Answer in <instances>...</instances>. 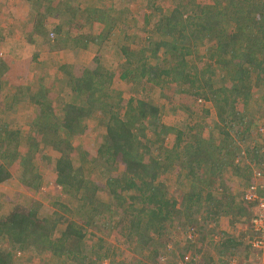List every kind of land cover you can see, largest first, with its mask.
Masks as SVG:
<instances>
[{
  "label": "trees",
  "instance_id": "1",
  "mask_svg": "<svg viewBox=\"0 0 264 264\" xmlns=\"http://www.w3.org/2000/svg\"><path fill=\"white\" fill-rule=\"evenodd\" d=\"M24 1L40 4V0ZM70 1L75 7L65 9ZM106 1L110 2L104 6L84 7L81 0H47L49 5L60 6L62 13L41 10L33 16L36 36L47 35L45 29L50 24L54 29L48 41L59 44L62 35L63 41H74L81 50L94 49L96 54L89 67L58 68L66 69L70 88L62 95L69 100L60 96L62 107L43 85L34 91L32 86L18 89L28 92L26 106L35 110L28 116L27 134L0 119V184L18 175L31 178L35 189L42 186L43 177L33 159L43 134H53V141L44 142L51 143L52 151L59 155L51 159L54 211L40 215L43 204L32 200L31 208H18L1 217L0 264H14L18 252L29 251L31 256L47 252L60 264H105L108 259L109 264H126V260L111 259L112 244L107 237L98 236L99 232L110 236L108 229L116 226L124 245L135 243L141 255V259L136 257L137 264H164L170 257L185 264L248 260L251 245L244 239L255 234L251 225L254 203L244 195L236 200L230 189L216 191L234 174L249 181L248 186L255 183V173L246 174L242 169L245 155L258 158L260 170L264 169L263 160L259 161L264 156V120L257 121L251 117L253 113L246 112L254 101L264 100V0H148L143 19L146 27H153L143 43L132 45L126 40L115 47L117 71L104 68L102 60L108 56L105 49L112 47L109 42L120 26L121 10L114 5L121 3ZM160 1L169 2L170 8L164 9ZM42 8L46 9L40 4L38 10ZM49 15L54 22L46 20ZM87 25L91 30L104 27L99 35L91 32L74 37L65 32L68 27L72 31ZM4 62L0 55V114L11 109L5 107V99L23 104L14 93H6L1 70ZM175 86L174 97H168L170 107L153 97L158 92L163 97L167 88ZM181 95L196 97L200 104H213V123L196 121L194 111H189L190 115L186 112L190 118L183 122H165L167 112L180 113L181 108L174 104ZM210 113L207 108L206 115ZM93 118H100L103 127L97 154L80 155L73 139L86 131L88 119ZM243 139L251 143L236 146ZM22 143L38 146L29 149L26 161L20 151ZM75 157L87 164V171L96 169L98 173L88 176L86 170L75 167ZM18 159L27 167H14ZM170 173L185 184L178 195L170 196L167 189ZM108 211L119 217L113 226L105 219ZM198 215L214 233L217 248L205 263L207 237L202 227L192 224ZM242 215L248 218V226L245 231L240 229L239 236L223 231L216 235L222 217L240 223ZM180 226L186 229L183 235L188 247L178 255L170 254L178 241L169 239V228ZM93 227L99 244L88 249L86 239ZM189 235L192 238H187Z\"/></svg>",
  "mask_w": 264,
  "mask_h": 264
},
{
  "label": "rangeland",
  "instance_id": "2",
  "mask_svg": "<svg viewBox=\"0 0 264 264\" xmlns=\"http://www.w3.org/2000/svg\"><path fill=\"white\" fill-rule=\"evenodd\" d=\"M95 0H81L83 3L84 7H93V6H104L109 4L110 1L106 0H101L98 1L100 3L94 2ZM97 1V0H96ZM114 2L116 1L117 3H121L120 5H114V7L118 10H121V13H119L120 16V26L117 27L114 32H113V38L109 42L112 44V47L108 49H105V53L108 54V56H104L105 58L102 60V65L104 68H106L109 71H117L116 70V64H117V57H116V50L115 47L120 44H124L127 40L128 43H131L132 45L136 43H143L142 41L145 40V38L148 36L147 32H149L150 29H152L153 26H147L145 25V21L143 19V14L142 10L146 11L148 8L147 1L148 0H127V1H120V0H113ZM135 1V2H134ZM94 2V3H93ZM40 4L44 5L46 9L42 8L40 10L39 6ZM40 4L38 5H32L29 3L24 2L23 0H0V55H6L9 54L10 52H17V49L14 45V41H22L24 44V47L20 49V56L19 57H27V55L33 56L34 54V49L36 45L30 44V39L37 38L36 34H33V25L35 24L33 21V16L36 13V11L42 10V12H48L51 13L52 15H57L59 13H62V10H60V6L51 4L47 2V0H40ZM160 5L164 7V9H169L170 8V3L169 2H159ZM68 7H75V2L70 1L68 2L67 5L63 6L65 9ZM73 9V8H72ZM159 14V13H158ZM36 15V14H35ZM52 15H49L46 20L50 21L51 23L54 22V19ZM86 16V15H85ZM84 16V17H85ZM156 17V15H155ZM135 18V20H133ZM62 18L59 19L61 21ZM58 20V19H57ZM153 23L155 22V18L152 19ZM90 25V24H89ZM89 25L86 26L84 29H74L70 30L69 27L65 30V32L68 30L72 36H77L81 34H89L91 32L95 33L96 35H99L100 32H102L104 26H100L99 28H94L91 30L89 28ZM123 25V26H122ZM53 26L50 24H47V27L45 30L48 32L46 33L47 35L43 36V41L47 43L46 45V50L53 45V49H59V48H69L71 50H75L73 52V56H70V53L66 54L67 58L65 60L72 61L73 65H76L79 67H87L86 65L91 64L90 61L92 57H95L96 51L94 49L92 50H87L82 53L81 49L79 48L76 43L73 42H65L63 41V36L60 35L62 42L58 44L57 41H48L50 35L52 34L53 31ZM51 31V34H49ZM64 32V33H65ZM129 36V38H128ZM53 38V37H52ZM51 39V38H50ZM4 42V43H3ZM29 42V44H27ZM94 47V46H92ZM97 47V46H96ZM102 48V46L100 47ZM202 48V47H200ZM97 49V48H96ZM99 49V48H98ZM104 49V48H103ZM104 52V50H103ZM40 61L43 62L42 65L39 67L40 72L47 71L48 73L50 72V77L49 80L47 81V84L44 86H47L45 89L48 91V96H50V93H52L51 97L57 98V105L63 106L64 102L63 100L60 99V96L66 100H69V96H62L65 93L69 92V80L68 78H65L64 75H62V72L58 70V67L65 65L61 62H65L63 57H61L60 54L57 55V57H54L47 53L46 51H42L40 55ZM53 59L55 61H53ZM60 60L61 62L59 63ZM46 62H50V68H46L45 64ZM54 62H57L55 64ZM59 65V66H58ZM203 66V64H200V68ZM60 73L62 75V78L64 80L60 79ZM9 88L8 86H6ZM126 86L122 85V88L124 89ZM38 88V87H37ZM36 87H32V90L34 91ZM120 89V88H119ZM8 91L10 89H7ZM178 90V86H175L173 89H166L165 93L163 92L164 96L162 97L161 95L159 96V92L154 94V98L157 102H159L161 105H166L168 107V104L171 103L169 101V96L174 97L175 93ZM126 91V90H125ZM161 92V91H160ZM58 93V94H57ZM28 95V92H26ZM57 94V95H56ZM128 93L125 92L124 95H127ZM162 94V95H163ZM26 95V96H27ZM150 95V94H149ZM168 95V96H167ZM148 96V95H147ZM178 101L177 103H173L177 108H181L179 110L180 113H172L170 112V115L168 112L165 114L166 119H164L165 122L168 123H173V122H183L187 118H190L188 116L189 111H194L195 115L194 117L196 118V121L200 119H206L208 122L213 123L214 121V116L216 112V108L213 104L211 103H206L207 105L200 104L198 103V98L193 97L191 95H181L178 96ZM52 100V99H51ZM23 102V101H22ZM67 102V101H65ZM8 106V108L11 107L10 111H3L0 114V119L5 121H9L8 123L10 124L11 128L14 129H21L24 131V134H27L29 126H28V116L29 118L33 115V110L32 107L26 108L24 104H18L14 102L12 99H8L5 102ZM255 105H250V107H247V111L249 113H253L251 117L256 119L257 121H263L264 120V100L258 102L254 101ZM32 106V105H31ZM183 107H185L183 110ZM170 107V106H169ZM210 108L211 113L206 115V109ZM188 114H187V113ZM31 115V116H30ZM190 115V114H189ZM100 119V118H99ZM98 118H93V119H88V127L86 131L83 134H78L76 137L73 139V143L76 147L79 149L80 155L83 152H87L88 154H93L96 156L97 152L96 150L99 148L100 144V138L102 135V122ZM53 134H43L41 137V145H39L40 149L35 157L33 159V162L35 164V167L38 169V172L42 175L43 177V182L42 186L39 189L34 188V182L31 180V178L28 179L26 176L22 178V176L15 175L11 179L3 182L0 184V218L7 216L10 212H12L15 209L18 208H31V202L32 200L38 201L43 204V209L40 213V215L46 216L50 215L51 212L54 211V208H52L53 202L56 199V194L53 192L54 188V173H53V164L51 162V159H55L56 157L54 155L56 154V150L52 151V146H50L51 143L45 144L47 142H44L45 140H52L51 136ZM254 135H257L254 133ZM45 136V137H44ZM44 137V138H43ZM258 138V136H257ZM260 141H263L261 136L259 137ZM53 141V140H52ZM171 142V141H170ZM251 143L249 142L248 139H243L242 142L238 143L236 146H245L247 144ZM254 145V144H252ZM38 146H35L34 143H22V147L20 148V151L24 153L25 155L22 157H25V161L28 158L29 154V149L32 148L34 150L37 149ZM244 158L242 159L243 164V170L244 173L248 172H254L256 177L253 182H256V185L259 184H264V175L258 176V172L260 171V167L262 163H258V158L255 160H252L251 155L249 158L247 156H243ZM247 158V159H246ZM264 163V156L259 160ZM257 163H255V162ZM24 164V168H26V164L23 161H20L18 159L13 163L14 167L17 169H24L21 167V165ZM250 164V165H249ZM12 165V166H13ZM75 167H80L84 170H86V174L88 176H94L95 174L98 173L96 169H92V171H87L90 169L86 163H84L82 160L78 159L75 157V162H74ZM262 173V172H261ZM168 177V183H167V189L169 191L170 196L173 195H178L179 194V189H184L185 184H181L180 180L176 178V175L174 173H170ZM165 179V178H163ZM209 182V181H207ZM227 185L225 187H221V190H217L216 192L219 194L221 191H226L227 189L233 193V195L236 196V200L241 199L243 195L248 191L247 189L249 188L248 184L249 181H246L245 179L237 178L236 175L232 177V179H228ZM227 187V188H226ZM205 189L207 190V186H205ZM188 190V189H187ZM205 190V191H206ZM122 208L119 209V214L121 213ZM252 213V211H251ZM113 213L111 211H108L105 219L107 222L111 223L113 226L114 224L117 223L119 220V217L116 215H112ZM241 218V222H233L230 217H222L217 223H218V232L216 235H218L219 232L223 231L226 233H233L234 235H237V233H240L243 229L244 231L247 229V220L248 218L245 217V215L239 216V219ZM196 220V221H195ZM193 220L192 224H196L200 227H202L204 230L202 231L203 235H205L206 239V244L204 245V251L206 252V257L203 256V263H205L207 257L215 255L217 248L215 247V237L214 233H210V230L208 229L209 227H206L203 225V220H199V215L196 217V219ZM190 224V225H192ZM183 226V225H182ZM189 226V225H188ZM184 224V227H188ZM118 226L115 228H109L108 233L110 236H106L103 233L96 231L98 233L99 237H103L112 244L111 247L114 249L113 255H111V259H115L117 262L124 261L126 260V264H137L136 262V257L138 259H141V255L138 252V249L136 248V245L134 242L129 243L128 245H124L121 242V237L120 236V228L117 229ZM94 227L92 228V232L89 233V236L86 239V247L90 249L93 245H98V237H94L93 231ZM186 229H183L181 226L178 227V229L174 228H169V235L171 240L178 241L177 245L175 248H172L171 253H178L182 252L186 247H188V244L186 243L187 241L185 240V236L183 235V232ZM92 233V234H91ZM183 235V236H182ZM211 236V238H210ZM188 238V237H187ZM109 246V245H108ZM217 246V245H216ZM6 247V246H5ZM199 247V245H198ZM201 247V246H200ZM202 248V247H201ZM19 255V256H17ZM14 258L15 263L14 264H60L59 260L55 258H51L47 252L43 253L42 255H35L31 256L32 253L29 252H18V254ZM178 255V254H177ZM175 257H170L169 261L165 260V263L169 264H185L184 262H178L175 260ZM109 259L105 260V264H109ZM176 262V263H175ZM164 263V264H165Z\"/></svg>",
  "mask_w": 264,
  "mask_h": 264
},
{
  "label": "crops",
  "instance_id": "3",
  "mask_svg": "<svg viewBox=\"0 0 264 264\" xmlns=\"http://www.w3.org/2000/svg\"><path fill=\"white\" fill-rule=\"evenodd\" d=\"M24 2H26V1H24ZM26 3H29V2H26ZM30 42H31L30 44L36 45L35 49H34L35 52H34L33 56L27 55V57H24V58L19 57L21 54L20 49H22L24 47V44L22 43V41H14V45L16 46L14 48L15 49H17V47H19V48L17 49L16 53L10 52L9 54H6L5 56L2 55L5 62H4V65H2V67H1V70L4 74L3 78L6 79V83L4 85H5V87L8 86L9 87L8 89H10L9 91L6 90V93L8 94V92H10L11 95H13V93H14V95H17L18 97H20V99L23 100L22 103L25 106L27 105L26 104L27 103V99H26L27 94H26V92H18V89H20V87H22V86H23V88L32 86V87H36V89H37V87H40L42 85L43 86L46 85L49 78H51L50 72L49 73L47 71L40 72L38 70L39 67L43 63L40 61V58H41L40 55H41L42 51L43 52L46 51L47 53H49L50 55H52L54 57H57V55L60 54L64 60L67 58L66 54L70 53V56L72 57L73 52L75 51V50L73 51L69 48L53 49L52 48L53 45L50 46L48 48V50H46L47 43L44 42L43 38H41V37H37V38L32 37V39H30ZM27 44H29V42H27ZM81 51H82V53H84L83 50H81ZM64 57H66V58H64ZM68 60H65V62H61L60 60H58V61H59V63L61 62L67 66H70L71 68L73 66L77 67L76 65H73L72 61H68ZM53 61H55V60L53 59ZM93 61H94V57H92L90 63L91 62L93 63ZM54 63L57 64V62H54ZM92 63L89 65H86V66L89 67L92 65ZM45 67L49 69L50 68V62H46ZM64 71L66 72V69H63L61 71L62 75L66 74ZM62 75L60 73L59 78L64 80V78H62ZM44 87L46 88L47 86H44ZM51 95H52V93H50V96ZM6 101L7 100L5 99L3 102L4 105H7L5 103ZM5 107H7V106H5ZM30 107H32V110L34 109V106H30ZM26 108H29V107L26 106ZM29 110H30V108H29ZM34 112H35V110H33V113ZM54 156L58 157L59 155L57 154Z\"/></svg>",
  "mask_w": 264,
  "mask_h": 264
},
{
  "label": "built area",
  "instance_id": "4",
  "mask_svg": "<svg viewBox=\"0 0 264 264\" xmlns=\"http://www.w3.org/2000/svg\"><path fill=\"white\" fill-rule=\"evenodd\" d=\"M260 171L262 173L258 172V176L264 175V169ZM247 190L244 198L254 203L251 225L255 234L244 239L251 245V256L248 260L233 258L232 264H264V184L251 183Z\"/></svg>",
  "mask_w": 264,
  "mask_h": 264
}]
</instances>
